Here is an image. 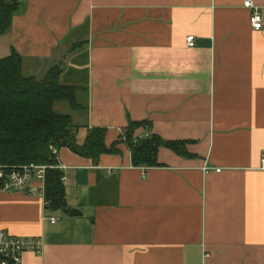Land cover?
<instances>
[{"label":"crops","instance_id":"obj_1","mask_svg":"<svg viewBox=\"0 0 264 264\" xmlns=\"http://www.w3.org/2000/svg\"><path fill=\"white\" fill-rule=\"evenodd\" d=\"M18 1L0 59L16 52L36 79L60 66L78 107L53 110L77 145L104 129L117 150L97 163L58 150L69 212L0 190V230L43 244L21 264H264V0L261 31L247 0ZM133 123L183 153L133 166Z\"/></svg>","mask_w":264,"mask_h":264},{"label":"trees","instance_id":"obj_2","mask_svg":"<svg viewBox=\"0 0 264 264\" xmlns=\"http://www.w3.org/2000/svg\"><path fill=\"white\" fill-rule=\"evenodd\" d=\"M18 7V0H0V37L8 32ZM61 72L57 65L41 79H36L22 74V58L16 52L0 59V166L57 165L51 148L58 151L66 147L78 156L91 158L94 163L103 154L117 153L115 145L105 146L104 129L90 130L85 142L77 145V129L70 117L53 110L58 102H66L71 109L78 107L75 101L77 89L60 83ZM140 125L133 123L124 133L133 166H157L156 154L160 147L183 153L184 143L163 141L154 135L135 140L132 132ZM62 177L60 170L46 171L47 212H69Z\"/></svg>","mask_w":264,"mask_h":264},{"label":"built area","instance_id":"obj_3","mask_svg":"<svg viewBox=\"0 0 264 264\" xmlns=\"http://www.w3.org/2000/svg\"><path fill=\"white\" fill-rule=\"evenodd\" d=\"M246 9L250 10L249 23L254 31H261L263 28V20L251 0L243 3ZM186 43L188 47H193L194 38L187 37ZM146 135H136L135 140L143 139ZM52 154L58 158V151L51 148ZM262 169H264V156L262 158ZM48 169H57L62 171L65 169L57 162L54 166L43 165H22V166H0V181L2 183L0 190L5 192H21L29 196H37L42 200L44 209L48 206L45 200V177ZM208 169H204L207 171ZM220 169H215L219 173ZM64 178H61L62 183ZM49 222L55 224L57 218L49 217ZM43 250V244L39 239L16 237L6 231L0 230V264H21L23 254L33 252L40 255ZM207 257V256H205Z\"/></svg>","mask_w":264,"mask_h":264},{"label":"water","instance_id":"obj_4","mask_svg":"<svg viewBox=\"0 0 264 264\" xmlns=\"http://www.w3.org/2000/svg\"><path fill=\"white\" fill-rule=\"evenodd\" d=\"M77 215H79V212L77 210L70 211V216H77Z\"/></svg>","mask_w":264,"mask_h":264},{"label":"rangeland","instance_id":"obj_5","mask_svg":"<svg viewBox=\"0 0 264 264\" xmlns=\"http://www.w3.org/2000/svg\"><path fill=\"white\" fill-rule=\"evenodd\" d=\"M78 75H81V74H78ZM36 76H37V78H41L40 75H36ZM79 95H81V94H79ZM61 107L64 108V106H61Z\"/></svg>","mask_w":264,"mask_h":264}]
</instances>
